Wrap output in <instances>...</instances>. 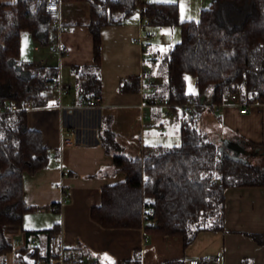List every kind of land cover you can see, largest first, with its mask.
<instances>
[{
  "label": "trees",
  "instance_id": "trees-1",
  "mask_svg": "<svg viewBox=\"0 0 264 264\" xmlns=\"http://www.w3.org/2000/svg\"><path fill=\"white\" fill-rule=\"evenodd\" d=\"M86 1L90 4L88 27L94 55L92 64L74 66L79 102L101 95L102 26L120 24L139 14L152 26L181 27V39L164 57L167 81L155 86L151 94L172 104L181 142L159 146L146 157L132 156L118 141L112 118L105 117L100 142L113 155L111 173L124 172L126 178L102 187L101 203L91 208V217L108 228L143 227L147 233L181 235L185 246L201 230L223 229L225 189L264 185V166L253 162L254 158L264 160V146L239 142L251 152L244 157L204 130L201 120L207 108L223 103L232 94L244 102L264 103V0H212L201 9L198 19L188 20H180L178 2ZM52 25L44 5L32 12L23 0L0 3V107L7 103L18 106L17 110L0 112V257L13 250L5 227L21 224L24 214L37 208L24 199L25 174L46 167L52 154L42 132L29 128L25 103L31 101L33 107L49 104L54 97L51 83L60 74L59 66L20 59L22 33L29 32L43 41ZM189 74L195 77L196 93L187 91ZM142 81L136 75L125 77L119 90L139 91ZM190 104L195 105V112L188 110ZM26 232L44 238L46 245L27 243L16 250L17 259L24 264L49 259L51 237L58 232V223ZM255 238L264 242V234ZM125 263L142 264L141 250L136 249Z\"/></svg>",
  "mask_w": 264,
  "mask_h": 264
},
{
  "label": "crops",
  "instance_id": "crops-1",
  "mask_svg": "<svg viewBox=\"0 0 264 264\" xmlns=\"http://www.w3.org/2000/svg\"><path fill=\"white\" fill-rule=\"evenodd\" d=\"M16 1L0 0V3ZM89 18L88 1L62 0L60 31L53 32L51 28L55 26L52 25L47 35L43 36V41L35 39L30 33L36 40V50L38 43L51 47L56 40L65 46L61 58L57 54L51 55V52L48 57L31 61L59 66L61 78L71 84L68 94L75 89L68 104L62 101L64 105L81 103L74 66L93 63V35L88 27ZM151 27L139 14L127 17L120 24L101 27L102 125L105 117L112 118V129L118 141L132 156H142L145 149L155 150L168 142L167 135L164 137L163 133L170 121L163 108L154 113L145 106L152 88L145 80L152 77L154 88L160 83L156 76V60L150 57L154 46L161 44L160 40L155 41L158 33L149 41L146 50L141 46V39ZM168 32L169 27L159 26L161 40ZM134 37L139 40L134 41ZM156 50L159 51L158 48ZM134 75L142 78L141 89L136 92L120 91V81ZM52 93L54 97L47 106H32L28 110L29 128L40 130L44 144L52 151L46 167L24 176V199L37 208L27 211L21 224L5 227V235L13 250L0 257V264H22L16 257L18 248L27 243L46 245L42 237H38V243L34 244V235L29 236L26 231L50 228L57 223L58 232L69 245L82 247L87 255L96 256L99 264H123L132 258L136 249L142 252V264H164L170 259H178L180 263L176 264H184L191 257L211 252H222L226 264H264V242L255 238V235L264 234V185L226 188L224 228L201 230L188 246L184 245L181 235L147 233L143 227L108 228L95 221L91 217V208L101 203L102 187L125 180L126 174L111 173L113 155L106 152L100 141L86 145H62V112L58 107L56 91L52 90ZM244 103H247L248 110L241 112ZM217 105V109H206L201 120L204 130L214 138L246 144L250 141L264 146V103L244 102L237 95L236 98L229 96ZM158 125L164 129L159 131ZM65 168L68 174L63 173ZM21 239L24 244L16 243Z\"/></svg>",
  "mask_w": 264,
  "mask_h": 264
},
{
  "label": "built area",
  "instance_id": "built-area-1",
  "mask_svg": "<svg viewBox=\"0 0 264 264\" xmlns=\"http://www.w3.org/2000/svg\"><path fill=\"white\" fill-rule=\"evenodd\" d=\"M26 2L27 7L30 11L36 12L44 5L46 12L51 16L53 24L56 31H60L62 28L61 20V2L62 0H23ZM146 25H150V21L144 19ZM154 32H149L145 34L144 38L141 39V46L143 50L148 47L149 41L154 37ZM134 41H138L137 37L133 38ZM51 52L61 56L65 52V46L56 40L51 46ZM151 59L156 57L155 52L150 53ZM145 83L150 84L152 88L150 89V94L154 93V80L149 77L145 80ZM52 90L56 91L59 99V109L62 112V121L60 126L61 143L63 146H74V145H86L93 144L100 141L99 131L102 125V111H101V97H91L89 100L75 103L70 105H64L62 103V97L65 93L71 90V84L64 81L61 75L52 81ZM236 98V94L231 95ZM32 102L27 101L25 103V108L30 109L32 107ZM145 106L151 112H158L163 108L164 115H171L172 104L167 98L151 97L146 101ZM212 107L218 108L217 104ZM188 110L190 112H195V105H188ZM18 106L15 103H7L6 105L0 107V112L5 110H17ZM248 110L247 103H244L241 108V112H246ZM147 116L146 114L144 115ZM164 127L158 125V130L162 131ZM154 152V149H145L143 151V157L149 156ZM64 174H68V169H63ZM152 212V211H151ZM39 241L38 236L32 237V242L37 244ZM24 240H16V243L24 244ZM51 257L49 259L38 258L36 264H99L98 258L94 255H87L86 251L80 246L69 245L60 235L56 232L51 237ZM24 264V263H22ZM126 264V263H123ZM184 264H226L222 252H211L198 257H191L186 260Z\"/></svg>",
  "mask_w": 264,
  "mask_h": 264
},
{
  "label": "rangeland",
  "instance_id": "rangeland-1",
  "mask_svg": "<svg viewBox=\"0 0 264 264\" xmlns=\"http://www.w3.org/2000/svg\"><path fill=\"white\" fill-rule=\"evenodd\" d=\"M147 1L178 2L180 10H181V14H180L181 19L182 18L198 19L200 16L201 9L204 7H207L211 3L212 0H147ZM150 32L158 33L157 37L155 38V41L156 40L161 41V44H159V46H154L155 49H153L152 52L155 51L156 56H157L156 64H155L156 70H157V74H156L157 80L161 84H164L167 81V70H166V64H165L164 57H165L166 52H168L169 48L181 39V27L180 25L169 27L168 34L165 36V38L163 37L162 40H161V35H160L161 33H159V26H152L150 28ZM35 43H36V40H33V37L30 36L29 32H23L21 36V49H20L21 50L20 59L23 62L30 61V63H33L31 61L35 60V58L41 59L43 58V56L48 57L50 55L51 47L44 45L42 43H38L37 50H36L34 46ZM157 48L159 49V51L156 50ZM51 55L55 56L56 54L51 53ZM187 91L190 93L197 92L196 80H195V77L191 74L187 75ZM74 93H75V89H72L70 94L65 93L62 97L63 103L68 104L71 101V98ZM166 118H168L170 123L166 127L165 132L163 133V136L165 137L167 135V138H168V142L165 144L166 146L178 145L181 142V138L179 134V121L177 120V117L174 114H171L170 116H166ZM216 139H218L221 142V139H219V137ZM245 146H247L246 143H245ZM225 148L229 149L227 147ZM256 148H259V147L258 146L254 147L253 150L256 151ZM229 151L232 152L231 149ZM250 153L251 152L249 151V149L246 148V150L242 152L241 155L244 157H247ZM249 158L253 160L254 157L250 156ZM253 162L260 163L261 165L264 166L263 158H254Z\"/></svg>",
  "mask_w": 264,
  "mask_h": 264
},
{
  "label": "water",
  "instance_id": "water-1",
  "mask_svg": "<svg viewBox=\"0 0 264 264\" xmlns=\"http://www.w3.org/2000/svg\"><path fill=\"white\" fill-rule=\"evenodd\" d=\"M224 143L237 152H244L246 150L241 143L235 140L225 139Z\"/></svg>",
  "mask_w": 264,
  "mask_h": 264
}]
</instances>
